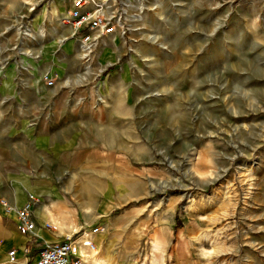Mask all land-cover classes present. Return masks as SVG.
Listing matches in <instances>:
<instances>
[{"label":"rangeland","instance_id":"374dc122","mask_svg":"<svg viewBox=\"0 0 264 264\" xmlns=\"http://www.w3.org/2000/svg\"><path fill=\"white\" fill-rule=\"evenodd\" d=\"M122 2L125 33L89 62L63 0H0V137L36 113L25 98H71L79 145L44 180L125 199L87 242L120 264H264V0Z\"/></svg>","mask_w":264,"mask_h":264},{"label":"crops","instance_id":"0c3cea01","mask_svg":"<svg viewBox=\"0 0 264 264\" xmlns=\"http://www.w3.org/2000/svg\"><path fill=\"white\" fill-rule=\"evenodd\" d=\"M51 1L41 0L29 9L28 0H24V5L32 12L37 6L42 4L43 7ZM69 7L63 0L59 13L65 15ZM40 90L42 91V88ZM22 101L28 105H36V113L28 111L23 123H12L5 131L6 138L0 137V169L5 167L12 169L10 178L0 179V264H34L46 243L61 240L66 234H83L87 231L92 234L91 228L95 224H100L98 227L110 231L109 229L115 226L113 212L125 204L124 196L118 193L117 183H113L112 188L104 187L100 198L96 199L94 189L91 190L94 192L92 195L85 186L78 187L75 185L76 182L68 180L65 185H68L66 191L69 193L64 194L75 197L72 202L59 192L60 182L44 180L46 176L44 170L57 168L61 161L60 155L70 152L79 145L76 138L77 126L74 123L75 114L71 113L70 108L76 102L71 98L55 96L49 97L47 101L41 97L25 98ZM46 105L49 106L47 112ZM109 130L107 129L108 132ZM104 132L98 137L107 138L108 133ZM120 145L122 146L119 142L116 146L112 145L111 151L124 152ZM19 170L39 172L28 174L27 171ZM31 192L36 195L37 200L32 215L35 227L33 232L29 233L20 230L15 210L26 204ZM1 200H5L15 210L7 212ZM74 209L77 210L76 213ZM99 235L95 234L91 238L96 249L92 255L90 254L87 264L122 263L111 261L114 256L108 252L109 240ZM97 243L101 245L103 257L99 262L91 260L93 255L99 253ZM12 250H16L15 263L10 262L9 252ZM83 250L85 253L90 252L87 249Z\"/></svg>","mask_w":264,"mask_h":264},{"label":"built area","instance_id":"2783aa9c","mask_svg":"<svg viewBox=\"0 0 264 264\" xmlns=\"http://www.w3.org/2000/svg\"><path fill=\"white\" fill-rule=\"evenodd\" d=\"M69 10L62 19L64 27H71L72 37L76 38L89 59L108 39L114 40L125 33L121 15L125 11L122 0H64ZM118 14H120L118 17ZM54 80L48 82L54 85ZM36 199L29 194L26 204L16 209L5 200H1L7 212L16 211L20 230L33 232L35 224L32 218ZM79 234H66L61 240L46 243L34 264H87V258L80 254L82 247L95 251L92 240L79 242ZM10 262H16V250L9 252Z\"/></svg>","mask_w":264,"mask_h":264},{"label":"bare ground","instance_id":"6f19581e","mask_svg":"<svg viewBox=\"0 0 264 264\" xmlns=\"http://www.w3.org/2000/svg\"><path fill=\"white\" fill-rule=\"evenodd\" d=\"M55 1H57V0H55ZM50 6H52V5H51V4H47V5H46V9L48 10V8H49ZM54 12H55V13H56V12L59 13V12H58L57 10H55V9H54ZM59 15H60V14H59ZM62 19H63V18H61V19L59 20V21H61V24H62ZM32 31H33V30H32ZM35 34H36V33H35ZM26 35H27V34H26ZM62 40H63V39H59V41L56 42V44H57V43H60V42H63ZM60 44H61V43H60ZM83 56L86 57V56H87L86 53H84ZM107 56H108V55H107ZM35 57H37V56H35ZM110 57H113V56L111 55V56H109V58H110ZM115 58H116V57H115ZM91 59H92V57L90 58L89 62L91 61ZM113 59H114V58H113ZM113 59L107 61L105 66L111 65ZM106 60H107V59H106ZM87 62H88V61H87ZM89 62H88V63H89ZM102 63H103V62H102ZM87 67H88V66H87ZM89 67H90V66H89ZM32 195H33V196L35 197V199L37 200L36 195H35V194H32ZM87 237H88V233L85 232V233H83L81 236H79L78 241H79V242H87V239H86ZM82 250H83V248H82ZM82 250H81L80 254H81L82 256H84L85 259L87 258V261H88L90 254L85 253V251H84V250L82 251ZM152 260H153V262H154V260H155V254H154V252L152 253Z\"/></svg>","mask_w":264,"mask_h":264}]
</instances>
